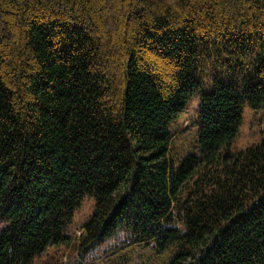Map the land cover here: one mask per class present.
<instances>
[{
	"label": "trees",
	"instance_id": "16d2710c",
	"mask_svg": "<svg viewBox=\"0 0 264 264\" xmlns=\"http://www.w3.org/2000/svg\"><path fill=\"white\" fill-rule=\"evenodd\" d=\"M244 103L264 107V0H0V264H74L114 223L135 236L110 264H264V123L230 150Z\"/></svg>",
	"mask_w": 264,
	"mask_h": 264
},
{
	"label": "rangeland",
	"instance_id": "374dc122",
	"mask_svg": "<svg viewBox=\"0 0 264 264\" xmlns=\"http://www.w3.org/2000/svg\"><path fill=\"white\" fill-rule=\"evenodd\" d=\"M224 67L225 65L223 68ZM221 69L220 66L213 63H206L203 65V71L207 80L210 79L212 73L217 70L220 71ZM198 104L199 96L196 94L188 102L183 114L170 125L173 134L172 155L177 164L185 154L199 153L196 142V128L198 124L195 123ZM263 123L264 107L252 109L248 103H244L242 107V122L238 128V132L232 142L230 150L238 151L257 143L261 136ZM92 206V199L86 198L83 201L82 206L75 214L70 231H75L78 234L77 226L88 217L92 210ZM72 255V251L63 250L62 247H58L56 250L49 248L43 256L36 260V262L40 263L41 261L52 259V261L57 260L60 263H64L67 261L69 262L70 260H68V257Z\"/></svg>",
	"mask_w": 264,
	"mask_h": 264
},
{
	"label": "clouds",
	"instance_id": "9594fccd",
	"mask_svg": "<svg viewBox=\"0 0 264 264\" xmlns=\"http://www.w3.org/2000/svg\"><path fill=\"white\" fill-rule=\"evenodd\" d=\"M167 226L179 227L171 223ZM134 236L135 231L130 225L114 223L77 254L74 264H110L113 253L128 245Z\"/></svg>",
	"mask_w": 264,
	"mask_h": 264
}]
</instances>
